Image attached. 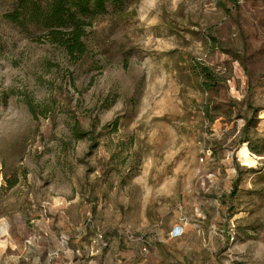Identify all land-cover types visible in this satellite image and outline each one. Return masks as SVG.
Returning <instances> with one entry per match:
<instances>
[{
    "label": "rangeland",
    "instance_id": "1",
    "mask_svg": "<svg viewBox=\"0 0 264 264\" xmlns=\"http://www.w3.org/2000/svg\"><path fill=\"white\" fill-rule=\"evenodd\" d=\"M10 5L0 264H264V0H131L77 62Z\"/></svg>",
    "mask_w": 264,
    "mask_h": 264
},
{
    "label": "trees",
    "instance_id": "2",
    "mask_svg": "<svg viewBox=\"0 0 264 264\" xmlns=\"http://www.w3.org/2000/svg\"><path fill=\"white\" fill-rule=\"evenodd\" d=\"M131 0H11L2 20L35 41L49 44L63 51L77 62L86 54L84 38L92 22L107 14L123 15ZM199 76L205 92L219 85L216 76L207 67H201ZM73 134L80 138L78 129ZM241 143L248 145V140ZM257 155V150L249 147Z\"/></svg>",
    "mask_w": 264,
    "mask_h": 264
},
{
    "label": "bare ground",
    "instance_id": "3",
    "mask_svg": "<svg viewBox=\"0 0 264 264\" xmlns=\"http://www.w3.org/2000/svg\"><path fill=\"white\" fill-rule=\"evenodd\" d=\"M239 158H241L243 160V164L246 165L249 162V155L247 154V152L245 151V148H242L239 151L238 154Z\"/></svg>",
    "mask_w": 264,
    "mask_h": 264
}]
</instances>
